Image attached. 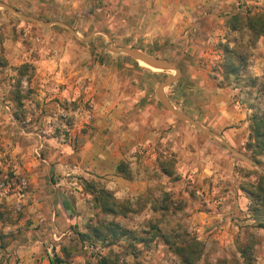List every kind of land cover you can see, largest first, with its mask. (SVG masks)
Segmentation results:
<instances>
[{
  "label": "rangeland",
  "instance_id": "1",
  "mask_svg": "<svg viewBox=\"0 0 264 264\" xmlns=\"http://www.w3.org/2000/svg\"><path fill=\"white\" fill-rule=\"evenodd\" d=\"M0 1L93 35L0 9V264H180L167 238L202 243L197 264H245L240 247L264 264L246 192L264 174L248 148L252 118L264 117V42L243 48L248 36L228 27L264 0ZM107 36L176 64L172 105L240 155L160 103L175 72L113 53Z\"/></svg>",
  "mask_w": 264,
  "mask_h": 264
},
{
  "label": "trees",
  "instance_id": "2",
  "mask_svg": "<svg viewBox=\"0 0 264 264\" xmlns=\"http://www.w3.org/2000/svg\"><path fill=\"white\" fill-rule=\"evenodd\" d=\"M19 11V10H18ZM49 22V21H47ZM228 27L232 32L240 33L242 35L248 36V42L241 43V47H252L256 46L261 38L264 37V10H258L256 12L248 11L244 17L240 14L233 15L228 21ZM243 37V36H242ZM241 59H243L241 57ZM228 70L231 73H234L236 67L232 63L228 64ZM21 72V75H24L25 70ZM252 139L254 138V143H249V150L252 152V158L258 162V158L264 155V117L254 116L251 123ZM123 165L118 167V172L125 173L123 170ZM253 198L256 209L259 212L256 217L258 221L257 228L264 229V174L259 175L258 183L256 185H250L249 189L246 190ZM108 201L105 203V209L109 213H114L115 208L113 205L109 206ZM95 232L102 233L101 230L95 228ZM113 236L117 237V231L119 226L113 224L109 227ZM129 234V231H122L121 236H126ZM166 245L170 246L173 252L177 255L180 260V264H197L203 257L204 254V245L197 240H192L181 245H174L170 243V240L167 238ZM239 253L245 264H254L251 251L245 248H239ZM62 261L59 258L51 262V264H60ZM98 264H128L124 261H120L118 255H108L102 257Z\"/></svg>",
  "mask_w": 264,
  "mask_h": 264
},
{
  "label": "water",
  "instance_id": "3",
  "mask_svg": "<svg viewBox=\"0 0 264 264\" xmlns=\"http://www.w3.org/2000/svg\"><path fill=\"white\" fill-rule=\"evenodd\" d=\"M0 9L6 10L8 12H11L12 14L16 15L17 17H19L20 19L24 20V21H28V22H32L35 24H38L40 26L43 27H51V26H55V25H59L62 27H65L66 29H68L75 37H77L79 40L83 41V42H88L89 40L92 39L93 35L88 36L86 38H80L78 37L77 33L67 24L63 23V22H59V21H55V22H44L41 21L35 17H31L28 15H24L23 13H21L20 11H18L16 8L10 6L9 4H6L4 2H0ZM95 35V34H94ZM110 44H111V51L113 53L116 54H125L128 57H130L132 60L138 62V63H144L147 67H150L152 69L155 70H160V71H173L175 72V75L168 81L161 83L159 85L158 88V92H157V96L158 99L160 101V103L164 106L165 109H167L173 116H175L178 120H180L181 122L191 125L193 127H195L198 131L204 133L207 136H210L214 139H217L219 141H221V143L227 147L229 149V151H231L232 153L238 154L240 155L237 151H235L233 148H231L228 143L218 134L209 131L208 129H205L204 127H202L198 122H196L193 118H191L190 116L186 115L185 113H183L182 111L176 109L172 103L170 102V100L168 99V97L165 94V89L168 87H171L172 85L176 84L178 82V79L180 77V70L178 69V67L176 66V64L171 63L170 61H167L165 59L162 58H158V57H152L149 55H146L140 51L137 50H133L130 48H120V47H116L113 42L111 41L110 37L107 36ZM245 158V157H243ZM247 159V158H245ZM248 160V159H247Z\"/></svg>",
  "mask_w": 264,
  "mask_h": 264
},
{
  "label": "crops",
  "instance_id": "4",
  "mask_svg": "<svg viewBox=\"0 0 264 264\" xmlns=\"http://www.w3.org/2000/svg\"><path fill=\"white\" fill-rule=\"evenodd\" d=\"M184 2H188L190 5L191 4H193L194 5V3H196L197 2V0H183ZM1 2V1H0ZM167 2V0H163L162 1V3H166ZM179 2V1H178ZM194 10V9H193ZM191 11L189 14L188 13H186V12H183V14H182V12L180 13H178V14H176V16H175V18L173 19L174 20V23H172V26H174V24L176 23V22H178L179 20H190L191 19V17H192V13L194 12V11ZM180 22V21H179ZM262 42H264V38H262V40H261V42L260 43H262ZM261 48L264 50V43H262V46H261Z\"/></svg>",
  "mask_w": 264,
  "mask_h": 264
},
{
  "label": "bare ground",
  "instance_id": "5",
  "mask_svg": "<svg viewBox=\"0 0 264 264\" xmlns=\"http://www.w3.org/2000/svg\"><path fill=\"white\" fill-rule=\"evenodd\" d=\"M141 65H143L144 67H147L144 63H141Z\"/></svg>",
  "mask_w": 264,
  "mask_h": 264
}]
</instances>
